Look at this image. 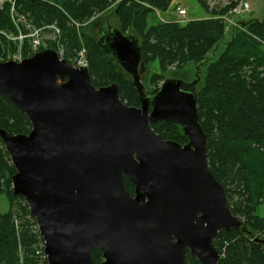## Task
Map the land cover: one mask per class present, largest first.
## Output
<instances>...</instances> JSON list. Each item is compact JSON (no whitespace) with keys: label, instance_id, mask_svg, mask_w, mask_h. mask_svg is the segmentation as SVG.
Here are the masks:
<instances>
[{"label":"water","instance_id":"95a60500","mask_svg":"<svg viewBox=\"0 0 264 264\" xmlns=\"http://www.w3.org/2000/svg\"><path fill=\"white\" fill-rule=\"evenodd\" d=\"M100 30L132 77L138 107L120 99L116 83L94 86L87 67L74 68L55 49L0 60V94L31 123L27 134L0 128L15 167L12 193L37 222L47 264H92L94 248L100 264H186L187 252L218 264L213 239L242 220L208 168L198 78L146 91L137 40L113 25ZM158 121L180 125L188 141L163 139L151 127Z\"/></svg>","mask_w":264,"mask_h":264},{"label":"trees","instance_id":"16d2710c","mask_svg":"<svg viewBox=\"0 0 264 264\" xmlns=\"http://www.w3.org/2000/svg\"><path fill=\"white\" fill-rule=\"evenodd\" d=\"M171 1H5L0 5V31L10 35L15 32L11 10L31 24L24 35L33 27H55L68 63L84 48L92 84L100 87L116 83L120 99L128 106L138 107L140 99L132 77L118 64L108 45L100 41V29L108 25L100 26L95 37L78 31L77 24L113 7L118 22L114 26L122 35L137 40L142 65L156 60L164 72L171 67L183 68L188 62H204L225 36L224 23L218 17L236 6L238 0L213 6L198 0L209 13L206 19L183 24L172 19L148 23L150 13L167 11ZM51 45L49 48L54 47ZM12 46L0 35L1 54ZM152 81L155 87L150 90L157 88L163 78L155 73ZM195 95L198 122L206 138L208 168L223 186L231 213L242 220L238 230L220 229L213 239L220 255L218 264H264V218L256 213L258 205L264 203V21H245L232 32L222 52L207 63ZM151 127L165 140L182 145L188 141L182 127L172 121H158ZM0 128L10 134H27L31 129L28 117L1 94ZM14 173L15 167L0 139V195L8 203V211L0 212V264H39L36 247L41 239L31 228L35 220L28 205L12 193ZM124 185L133 193L134 184L129 178H124ZM91 258L92 264H100L101 252L94 248ZM185 262L200 264L189 252Z\"/></svg>","mask_w":264,"mask_h":264},{"label":"rangeland","instance_id":"374dc122","mask_svg":"<svg viewBox=\"0 0 264 264\" xmlns=\"http://www.w3.org/2000/svg\"><path fill=\"white\" fill-rule=\"evenodd\" d=\"M5 1H10L12 4H14V0H0V3ZM228 1L230 0H206L208 5L210 6H213L215 4H225ZM245 2H247L249 5V11L243 12L239 15L234 12H230V14L228 15L230 22H225L224 19L221 18V16L218 17L224 23L225 36L218 43V45H216L210 51L204 62L199 64L188 62L183 68L171 67L170 69L164 72L160 70L158 62L156 60L146 65H142V63H140L138 66L139 77L141 78L140 82L144 85L145 90L147 91L155 87L152 81V76L155 73L161 74L163 80L180 79L185 84H189L196 78H198L194 85V88L196 90L198 83H201L203 79L207 63L215 59V57H217L222 52L224 42L229 39V36L232 34V32L236 28L240 27V25L245 21L253 19L258 21H264V0H238L237 4L242 6ZM178 8L185 10L184 16L178 14ZM11 12H13L11 19L12 24L15 26V32L10 35L5 34L3 31H0V35L5 36L6 39L12 43L13 46L12 48L8 47L7 49H4V53H0L1 61L8 59L17 60L19 58H25L28 53L40 51V49H47L52 46L51 44H53L54 46L52 49H56L58 51L63 50L62 48H58L60 47V39L57 36L58 30L55 27L51 26L47 27L46 29H36L33 27L34 30L30 31L29 34L24 35L23 32L27 28H32L31 24L24 17H20V15L16 16L15 14L17 12H15L14 10H11ZM208 17H210L209 13L204 9V7L200 5L198 0H172L167 11H155L150 13L148 17V23H155L156 21L163 18L176 20L179 23L183 24L187 20L189 21L206 19ZM117 24L118 22L113 12V7H109L102 13H99V15L92 17L84 23L77 24V29L78 31H84L96 37L97 30L100 28V26H116ZM50 29H52V31H49ZM75 58L76 55L72 59H70V62L74 63ZM7 211V200L5 199L4 195L1 194L0 212ZM256 213L258 216L264 218V203L258 205Z\"/></svg>","mask_w":264,"mask_h":264},{"label":"built area","instance_id":"2783aa9c","mask_svg":"<svg viewBox=\"0 0 264 264\" xmlns=\"http://www.w3.org/2000/svg\"><path fill=\"white\" fill-rule=\"evenodd\" d=\"M10 2V1H9ZM2 3H0L1 5ZM249 11V5L247 2H245L242 6L240 5H236L234 6L233 8H231L226 14L222 15L221 18L224 19V21H229L230 22V19L228 18V15L230 14V12H234L236 14H241L243 12H247ZM178 14L181 15V16H184L185 15V10L184 9H180L178 8ZM58 30V29H57ZM58 48H62L61 46L58 47ZM57 48V49H58ZM56 50V49H55ZM58 56L60 59H64L63 57V50H56ZM23 58H19V59H13L15 61H20L22 60ZM70 64L74 67V68H80V67H87V60H86V52L84 50V48H81L77 53H76V58H75V61L74 63H71ZM35 220V219H34ZM31 228L33 229V231H35V233H38L39 234V238L41 239L38 243H37V251L36 253L38 254V256L40 257L39 258V264H47V260H46V255L44 253V241L39 233V229H38V225H37V222L35 221V224H33L31 226Z\"/></svg>","mask_w":264,"mask_h":264},{"label":"crops","instance_id":"0c3cea01","mask_svg":"<svg viewBox=\"0 0 264 264\" xmlns=\"http://www.w3.org/2000/svg\"><path fill=\"white\" fill-rule=\"evenodd\" d=\"M166 20H170V19H163V18H162V19H160V20H158V21H166Z\"/></svg>","mask_w":264,"mask_h":264}]
</instances>
